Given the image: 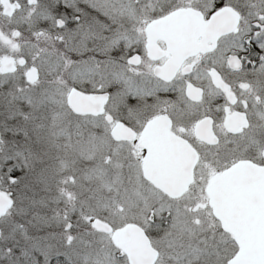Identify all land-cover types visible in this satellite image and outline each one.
<instances>
[{"label":"snow or ice","instance_id":"obj_1","mask_svg":"<svg viewBox=\"0 0 264 264\" xmlns=\"http://www.w3.org/2000/svg\"><path fill=\"white\" fill-rule=\"evenodd\" d=\"M0 264H264V0H0Z\"/></svg>","mask_w":264,"mask_h":264}]
</instances>
